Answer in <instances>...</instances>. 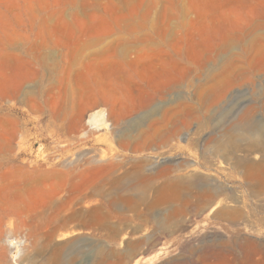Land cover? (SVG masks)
Masks as SVG:
<instances>
[{"label":"rangeland","instance_id":"obj_1","mask_svg":"<svg viewBox=\"0 0 264 264\" xmlns=\"http://www.w3.org/2000/svg\"><path fill=\"white\" fill-rule=\"evenodd\" d=\"M0 264H264V0H0Z\"/></svg>","mask_w":264,"mask_h":264},{"label":"bare ground","instance_id":"obj_2","mask_svg":"<svg viewBox=\"0 0 264 264\" xmlns=\"http://www.w3.org/2000/svg\"><path fill=\"white\" fill-rule=\"evenodd\" d=\"M100 116H101V115H99V116H98V115H97V116H96V115L93 116V117L89 120V122H90V123L94 122L98 117L100 118ZM102 116H103V115H102ZM103 117H104V116H103ZM92 124H93V123H92ZM261 168H262V167H261Z\"/></svg>","mask_w":264,"mask_h":264},{"label":"crops","instance_id":"obj_3","mask_svg":"<svg viewBox=\"0 0 264 264\" xmlns=\"http://www.w3.org/2000/svg\"><path fill=\"white\" fill-rule=\"evenodd\" d=\"M116 232H117V233H116V235H115V236H117V235H118V231H117V230H116Z\"/></svg>","mask_w":264,"mask_h":264}]
</instances>
